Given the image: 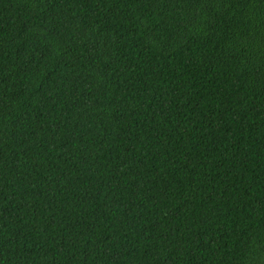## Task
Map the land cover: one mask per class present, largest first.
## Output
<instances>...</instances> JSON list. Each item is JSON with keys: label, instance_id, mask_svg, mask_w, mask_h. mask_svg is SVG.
Masks as SVG:
<instances>
[{"label": "trees", "instance_id": "obj_1", "mask_svg": "<svg viewBox=\"0 0 264 264\" xmlns=\"http://www.w3.org/2000/svg\"><path fill=\"white\" fill-rule=\"evenodd\" d=\"M0 264H264V0H0Z\"/></svg>", "mask_w": 264, "mask_h": 264}]
</instances>
